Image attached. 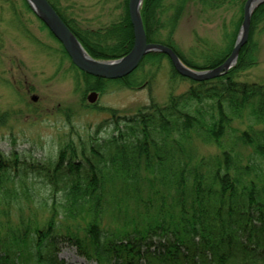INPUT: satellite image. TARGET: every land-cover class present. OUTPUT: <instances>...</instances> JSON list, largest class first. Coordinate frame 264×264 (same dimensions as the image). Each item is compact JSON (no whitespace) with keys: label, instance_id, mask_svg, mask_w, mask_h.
Masks as SVG:
<instances>
[{"label":"trees","instance_id":"1","mask_svg":"<svg viewBox=\"0 0 264 264\" xmlns=\"http://www.w3.org/2000/svg\"><path fill=\"white\" fill-rule=\"evenodd\" d=\"M48 1L92 58L116 60L132 50L129 0H103L115 3L110 13L118 14L97 28L77 20L75 0ZM247 1L144 0L147 40L171 48L189 68L216 69L232 54ZM6 2L21 25L15 1ZM189 10L203 23L217 21L221 35L215 43L195 32L185 54L175 37ZM262 33L264 4L252 15L235 66L194 81L161 53L145 56L123 79L93 77L71 62L49 31L58 46L52 52L60 65L69 63L66 73L84 108L97 104L85 103L88 93L112 85L150 90L164 61L170 93L164 103L152 100L130 115L110 110L94 130L77 128L79 114L57 106L69 134L54 159L0 155V264H66L59 257L64 248L88 264H264V83L242 80L259 64ZM180 82L188 83L183 91ZM8 119L0 113V128ZM28 180L47 196H38Z\"/></svg>","mask_w":264,"mask_h":264},{"label":"rangeland","instance_id":"2","mask_svg":"<svg viewBox=\"0 0 264 264\" xmlns=\"http://www.w3.org/2000/svg\"><path fill=\"white\" fill-rule=\"evenodd\" d=\"M12 1H15L21 25L14 24L10 5L6 0H0V113L9 116L7 126L0 128V155L3 157L20 151L25 152L27 157L33 155L39 161L54 159L60 142L65 134H69V125L65 118L57 115V106L70 107L75 114H79L73 122L77 128L94 130L109 116L110 110L130 115L152 100L159 103L167 100L170 93L169 63L164 61L163 71L156 76L150 90L117 89L112 85L107 92L98 94L95 108H84L79 94L74 91L71 77L66 73L69 63L60 65V60L52 52L58 46L49 36V31L43 29L32 14L24 12L21 0ZM61 2L64 6L68 5ZM75 3L74 14L83 26L100 27L118 14L116 11L110 13L115 3L104 5L103 0H75ZM218 25L217 21L201 22L189 10L177 30L176 42L185 54H190L195 32L202 38L219 42L221 34ZM257 40L260 43L259 64L245 72L242 80L264 83V33L259 34ZM187 87L188 83L180 82L178 91ZM34 95L37 96L36 102L31 100ZM85 103L88 104L87 100ZM72 136L75 137V134ZM27 182L38 196H47L41 184ZM59 257L66 264H88L74 250L67 248L62 249Z\"/></svg>","mask_w":264,"mask_h":264},{"label":"water","instance_id":"3","mask_svg":"<svg viewBox=\"0 0 264 264\" xmlns=\"http://www.w3.org/2000/svg\"><path fill=\"white\" fill-rule=\"evenodd\" d=\"M34 14L47 26L49 31L61 43L71 62L82 72L96 78L106 80H119L131 75L138 69L144 57L151 53L167 55L176 72L182 77L204 81L219 77L235 66L241 49L249 39L250 23L255 10L264 4V0H248L244 7L243 23L230 57L224 64L216 69L198 71L186 66L178 55L169 47L160 44H151L147 40L145 28L141 17V7L144 0H129L128 11L133 27L134 45L126 56L108 61L93 59L84 49L75 34L61 19L57 11L48 0H25ZM98 93L91 92L87 96L89 104H95ZM32 101H37V96H32Z\"/></svg>","mask_w":264,"mask_h":264}]
</instances>
